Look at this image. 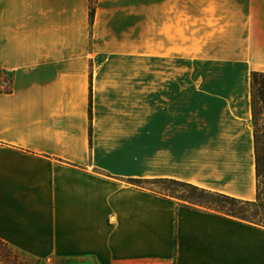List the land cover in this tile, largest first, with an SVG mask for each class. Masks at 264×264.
Masks as SVG:
<instances>
[{
    "label": "crops",
    "instance_id": "obj_1",
    "mask_svg": "<svg viewBox=\"0 0 264 264\" xmlns=\"http://www.w3.org/2000/svg\"><path fill=\"white\" fill-rule=\"evenodd\" d=\"M93 2L90 22L89 0H0V240L49 264H264V227L142 185L255 200L264 0ZM181 17L228 24L226 73L171 53L149 82L148 22Z\"/></svg>",
    "mask_w": 264,
    "mask_h": 264
},
{
    "label": "rangeland",
    "instance_id": "obj_2",
    "mask_svg": "<svg viewBox=\"0 0 264 264\" xmlns=\"http://www.w3.org/2000/svg\"><path fill=\"white\" fill-rule=\"evenodd\" d=\"M173 24H161L148 22L147 34V54H148V76L149 82L155 80L160 69V63L163 58L171 59V53L179 54L180 75L185 78H212L221 77L226 71L213 70L212 67L219 68L222 57H225L232 49L229 40L235 36L227 32L228 24L217 22L188 21L181 17L180 22L175 23L176 36L172 37L171 27ZM165 37L162 38L163 31ZM234 36V37H233ZM234 44V42H233ZM212 69V70H211ZM0 72V89L9 87V76ZM4 76V77H3ZM5 84V85H4ZM150 88V87H149ZM144 187L163 195H173L175 197L196 195L188 188H183L172 182H146ZM202 201V199H196ZM214 207V205L206 204ZM247 213H257V220L264 221L263 210L245 207ZM26 264H42L39 260L30 258L23 253ZM21 259V258H20Z\"/></svg>",
    "mask_w": 264,
    "mask_h": 264
},
{
    "label": "trees",
    "instance_id": "obj_3",
    "mask_svg": "<svg viewBox=\"0 0 264 264\" xmlns=\"http://www.w3.org/2000/svg\"><path fill=\"white\" fill-rule=\"evenodd\" d=\"M94 0H89V21L93 19ZM250 106L251 120L253 127V150L255 161V176H256V195L254 201H244L232 198L217 192H211L194 185L179 182L174 180H156L153 182H172L183 188H188L196 195H187L175 197L172 194L170 197H175L178 200L188 203L189 205L199 206L217 212L235 217L244 221L257 223L264 227V221L257 220V213L248 214L245 207L257 209L264 212V72H250ZM90 112V99H89ZM202 199L205 203L196 201ZM206 204L214 205L216 208L207 206ZM21 258V259H20ZM23 256L13 250L7 243L0 240V263L2 264H26L23 261Z\"/></svg>",
    "mask_w": 264,
    "mask_h": 264
},
{
    "label": "built area",
    "instance_id": "obj_4",
    "mask_svg": "<svg viewBox=\"0 0 264 264\" xmlns=\"http://www.w3.org/2000/svg\"><path fill=\"white\" fill-rule=\"evenodd\" d=\"M42 264H49V263H42Z\"/></svg>",
    "mask_w": 264,
    "mask_h": 264
}]
</instances>
